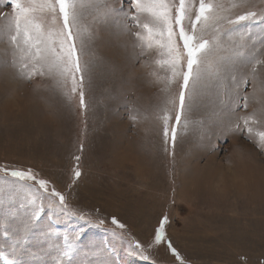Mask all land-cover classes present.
I'll return each mask as SVG.
<instances>
[{
    "label": "rangeland",
    "instance_id": "rangeland-1",
    "mask_svg": "<svg viewBox=\"0 0 264 264\" xmlns=\"http://www.w3.org/2000/svg\"><path fill=\"white\" fill-rule=\"evenodd\" d=\"M208 2L220 5L221 19L207 32L218 40L222 70L186 101L174 147L171 133L165 143L156 115L169 95H178L182 80L166 92L164 82L149 75L169 73L155 63V48L142 54L135 33L143 29L120 11L122 0H97L98 8L83 12L85 108L78 95L69 101L47 77L19 79L7 35L0 37V62L9 61L0 63V165L31 167L65 191L78 163L81 176L70 203L91 220L61 215L45 202L39 219L25 227L33 206L23 191L14 200L0 197V251L12 253L16 264H150L128 250V233L146 241L164 214L185 264H264V151L257 147L264 120L250 122V134L232 130L238 116L259 105L250 96L247 109H236L229 70H249L252 57L264 61V19L227 23L246 11L264 12V0H247L243 7L240 0ZM4 13L10 17L11 7L0 6ZM195 14L196 8L193 19ZM145 22L150 18L142 15L139 24ZM257 71L264 79V64ZM245 91L252 93L251 81ZM170 114L172 126L176 110ZM113 216L127 229L112 225ZM65 237L74 244L69 256L60 255ZM150 258L179 264L163 247Z\"/></svg>",
    "mask_w": 264,
    "mask_h": 264
},
{
    "label": "snow or ice",
    "instance_id": "snow-or-ice-1",
    "mask_svg": "<svg viewBox=\"0 0 264 264\" xmlns=\"http://www.w3.org/2000/svg\"><path fill=\"white\" fill-rule=\"evenodd\" d=\"M246 2L247 0H240L238 6L243 7ZM125 4L127 8L123 7ZM4 5L11 7L12 14L10 17L7 13L0 14L6 21L0 24V37L7 35L12 49L10 63L12 67L18 69L17 77L29 82L34 76L47 77L54 81L55 87L69 101L78 95L79 106L85 108L84 74L88 71V62L83 60L86 45L81 18L86 8L99 7L97 0H0V6ZM194 8L196 14L193 19ZM219 8V4H213L208 0H199L198 7L195 0H122L120 11L146 33V35L141 31L135 33L137 40L140 41L137 46L141 48L142 54L145 48H155L159 57L155 63L169 73L166 77H160L156 72L149 75L155 76L157 81L164 82L166 92L173 82L182 80L178 95H169L164 107L156 115V119L163 123L165 143L168 142L171 133L173 147L176 142V126L179 125L181 114L187 107L186 101L202 82L211 79L212 76L219 77L222 70V61L217 55L218 40L215 36L210 37L207 32L210 25L215 26L221 19ZM142 15L149 17L150 22L140 25ZM258 15L264 19V12L258 14L255 11H246L237 14L235 18H227V23L240 25L241 22L255 20ZM38 16L41 22H37ZM216 31L219 29L216 28ZM0 63L8 66L9 61L4 60ZM247 64L250 65L247 71L235 66L229 70L232 73V84L236 89V109H247L250 96L259 105L250 113L238 116L232 129L250 134L252 129L249 123L264 120V79L260 78L257 71V65L264 64V61L252 57L248 59ZM249 81L253 86L251 94L245 91ZM172 110H176L174 117L176 123L170 126L169 121L173 119L170 114ZM258 136L257 147L264 151V132L258 133ZM247 138H250V135ZM74 159L78 162L79 156ZM0 174H3L0 176V184L8 186L7 189L0 188V197L7 195L14 200L19 194L17 191L19 189L33 206L25 227L39 219L45 202L49 208H54L55 212L61 215L78 218L85 224L91 223L83 209H78L70 203L73 188L81 176L78 163L70 169L65 191H61L54 181L31 167L20 168L5 162L0 165ZM95 212L99 224L105 223V218L99 216V210ZM110 222L122 231L128 227L115 216L111 217ZM169 224V216L162 215L149 238L143 242L129 232L131 240L128 243V250L139 255L141 259L150 261V264H156L155 260H151L150 253L163 247L165 252H170L179 261V264H185L167 234L166 228ZM112 235L115 236L116 233L112 232ZM73 248L74 244L65 237L60 255H71ZM14 251L15 248L13 253ZM0 259H3L5 264H16L12 259V253L0 251ZM58 264L64 262L60 260ZM101 264H108V261L102 260Z\"/></svg>",
    "mask_w": 264,
    "mask_h": 264
},
{
    "label": "bare ground",
    "instance_id": "bare-ground-1",
    "mask_svg": "<svg viewBox=\"0 0 264 264\" xmlns=\"http://www.w3.org/2000/svg\"><path fill=\"white\" fill-rule=\"evenodd\" d=\"M13 85V84H12ZM186 187V186H185Z\"/></svg>",
    "mask_w": 264,
    "mask_h": 264
}]
</instances>
